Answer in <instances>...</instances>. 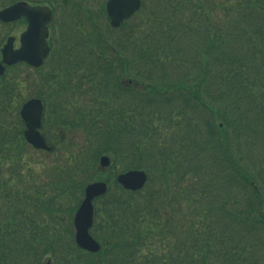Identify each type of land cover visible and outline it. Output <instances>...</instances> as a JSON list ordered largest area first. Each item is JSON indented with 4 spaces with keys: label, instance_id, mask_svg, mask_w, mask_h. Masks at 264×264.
I'll list each match as a JSON object with an SVG mask.
<instances>
[{
    "label": "trees",
    "instance_id": "obj_1",
    "mask_svg": "<svg viewBox=\"0 0 264 264\" xmlns=\"http://www.w3.org/2000/svg\"><path fill=\"white\" fill-rule=\"evenodd\" d=\"M15 1L0 0V8ZM26 1L55 6L59 0ZM154 1V8L145 14L144 5L119 28L111 27L104 6V18L96 16L102 17L98 28H88L95 20L91 15L88 20V4L73 6L87 20L84 14L70 24L53 20L49 69L36 68H46L52 88L37 97L50 106L52 131L89 136L61 174L60 187L73 192L74 210L86 183L99 176L104 153L112 158L115 176L130 168L151 169L163 184L175 173V193L193 207L197 220L186 218L184 229L173 213L165 220L167 188L144 193L115 180L116 189L98 198L95 227L100 224L101 231L93 226V232L100 251L80 248L73 231L46 225L42 216L58 214L43 204L25 217L19 218L20 210L16 217H1L0 264H43L48 254L51 264H264V157L259 160L256 151L260 145L264 150V0L209 7L202 0ZM71 4L62 0L59 6ZM10 26L0 21V50ZM145 26L143 34L151 29L150 35L138 36ZM19 66L28 65L14 67ZM17 77L0 75V169L19 170L23 157L7 151L16 146L21 153L28 144L19 113L12 115L14 105L25 100ZM87 84L93 91L102 87V102L70 105L68 96L82 94ZM55 90H69L66 100L58 102V95L48 100ZM162 134L163 142L157 140ZM97 140L102 146H94ZM121 154L126 160L117 158ZM36 212L39 218L31 216ZM23 229L40 235L27 237Z\"/></svg>",
    "mask_w": 264,
    "mask_h": 264
},
{
    "label": "rangeland",
    "instance_id": "obj_2",
    "mask_svg": "<svg viewBox=\"0 0 264 264\" xmlns=\"http://www.w3.org/2000/svg\"><path fill=\"white\" fill-rule=\"evenodd\" d=\"M62 0H59V3ZM72 2L71 5H66V6H62L60 7V15H62V17L59 16V19L61 18V20H63L64 18L66 19L67 23L66 24H70V21H77L76 18H81V15L84 14V19L87 20V17L85 16V11L83 12L82 10H78L76 9V7H73L75 5V3L77 4H88L90 6V9H86L87 15H88V20L90 15L92 17L95 18L94 22H92V24H88L86 25L88 28L91 27V29L94 28H98V21H101L102 17L104 18V14H103V9L102 7L104 6L105 8V4L107 0H70ZM205 3V6L207 5V7L211 6V5H215V4H220V3H224L225 5L228 3L229 5L233 4H237L239 2V0H202ZM196 3V2H194ZM144 5H145V9L147 10L145 12V14L148 12V10H150V8H154L155 6V1L154 0H144ZM196 5H198L196 3ZM195 4L191 3V7L196 6ZM81 7V6H80ZM199 7V6H198ZM81 12V13H80ZM101 14V19L99 20L98 17H96L98 14ZM190 12H188V14H185V18L188 20L191 16L189 15ZM220 13L222 14L223 17V12L222 10L220 11ZM76 17V18H75ZM146 17V15H145ZM211 18L214 20V22H216V13L213 12V14L211 15ZM136 22H141V17L140 16H135L134 17ZM133 19V20H134ZM73 23V22H72ZM26 26V20L25 18L22 16L21 18L16 19L15 21L11 22V26H10V35L15 36V42H14V46H18L19 45V36L20 33L25 29ZM146 29L145 27H141L140 31H138V36H143L145 34H147V36L150 35L151 33V29H149L146 33L143 34V31ZM87 32V31H86ZM86 32H83L84 34H86ZM143 34V35H142ZM50 62H54L53 59H51ZM21 63V62H20ZM49 63V62H48ZM19 64V63H17ZM17 64H13L11 66H7L5 69V72L7 71L8 75L12 74V76L17 77L20 80V91H19V95L20 98L24 99H29L35 96H39V94H43V92H51V88L52 86H47L46 85V79H47V73H46V68L47 66L45 65L44 67L46 68H41L36 69L34 67H30V66H19L17 68L16 65ZM50 64V63H49ZM57 64H55L56 66ZM15 66V67H14ZM49 66V65H48ZM10 67H14L11 71H10ZM9 68V69H8ZM55 68V67H53ZM8 69V70H7ZM19 69V70H18ZM49 69V68H47ZM19 71V72H18ZM57 71V70H56ZM17 75V76H16ZM101 84V83H100ZM54 85L58 86V88L61 87L60 84L55 83ZM89 84L84 85L86 87V90H82L83 93L73 96L72 94H70V96H68V91L69 90H55V94L52 95H48V100L49 99H57L58 98V102L60 100H66L67 96H68V102L70 103V105H75L74 103H89V101H91L90 99L96 101V99L100 100V102H102V87L100 89H94L90 90L91 87H88ZM100 87V86H99ZM63 89V88H62ZM54 90V87H53ZM66 91V92H65ZM40 92V93H39ZM99 92V93H98ZM58 95V96H56ZM74 101V102H73ZM23 104V103H22ZM22 104L18 107L17 104L14 105V110L12 112V115H15L16 113L18 114L20 111V108L22 106ZM52 108L54 107L53 103L51 104ZM17 108V109H15ZM47 111H50V106H48ZM46 119H44L43 121V126L41 128V131L43 133V135H45L47 141L49 142V140H52V144L55 147V150L48 153L47 150L41 151V150H35L34 148H32L30 145L26 144L24 145L23 149L18 150V148L12 147L10 148L7 153H11L13 154L15 157L19 156V157H23L22 158V166L20 168H18L19 170H16V166H6L4 169H0L1 171V175H2V181H0V220L1 217L6 218L9 216L16 217V212L18 210L21 211V213L19 214V218L25 217L26 216V212L27 210H30L31 208H39L41 209L39 206L41 205H47V206H52L53 207V211H49V212H54L56 214H58V216H53L52 213H47L44 216L41 217V219H46V225H50V226H55L57 225L58 228L62 229H66V230H70L73 231V216H74V212L75 210L72 208V202L71 199L73 200V195H72V191L71 193L67 192L68 188H64L61 189L60 185H61V174H63L62 172L67 171V168H71L70 166L75 163V156H76V151H79L81 148V145L83 144L84 147H87V134L84 132H70V129H65L64 131H58L53 129L52 131V127L49 124V113L46 114L45 116ZM163 125H159L160 131L164 132L166 130H163ZM82 131V130H81ZM58 135V137H63L64 136V144H61L59 146H57L55 140H54V136ZM89 137V136H88ZM156 137V136H155ZM163 134L158 137V141H164L165 139H163ZM52 138V139H51ZM45 139V140H46ZM58 139V138H56ZM68 141V142H67ZM102 141V140H101ZM101 141L97 140L95 141L96 144H94V146H102ZM67 142V144H66ZM63 145V146H62ZM159 147H163L162 144L158 145ZM166 148V146H164V149ZM82 151H84V148H82ZM256 151L258 152V156L260 157L259 160H262V157H264V150L262 149L261 145L260 147L257 146ZM104 154V153H102ZM83 155L79 156L76 159V162H78L79 160L83 159ZM88 157V156H87ZM117 158H119V160H126V157H124V155H120ZM85 161H87V159H85ZM127 162V161H125ZM121 166V165H119ZM124 166V165H123ZM58 168V169H56ZM60 170V171H59ZM103 171H100L99 176L96 178V180H106L109 185H110V189L107 190V193H110L111 191H114L116 189V184H115V179L116 176L114 175V173L116 172L117 169H114L112 166L110 167H105V169H102ZM14 171V173H10ZM103 172V173H102ZM146 172L148 173L149 177H151V181L148 184V188L143 189V192H147L148 189L152 190V192H155L156 190H159V192L162 194L163 193V187L167 188V193H168V197H169V204L168 207H163L162 208V212L164 213L165 216V220L166 217L169 216L168 213H173V221H177L182 219V223H181V227L184 229V225H186V223L188 222L186 220V218H190L191 220H197V216L196 213L193 209V207L187 206V203L185 201H183L182 199L177 197V194L175 193V173L170 172L168 174V176L163 179V184H161L160 182L157 181V175L153 174L155 171L151 170V169H146ZM110 174V175H109ZM107 175L109 177H107ZM93 180V179H91ZM4 184V185H3ZM162 190V191H160ZM83 195H80L79 198L82 199ZM41 199V200H40ZM168 199V198H167ZM40 200V201H38ZM45 201V202H43ZM81 201V200H80ZM70 202V203H69ZM71 204V205H70ZM100 205V201L96 200L95 201V207ZM65 206V207H64ZM68 206H71V210H69V212H65V210L68 208ZM42 210V209H41ZM47 211V210H45ZM171 211V212H170ZM176 211V212H175ZM13 213V214H12ZM168 215H165V214ZM31 216H34L36 218H39V214L36 212L35 214H32ZM101 218V217H100ZM60 219V220H58ZM56 220H58L59 222H57ZM96 221V220H95ZM94 221V222H95ZM49 222V223H48ZM97 224L94 223V227ZM40 224L37 225V227H39ZM28 227V226H26ZM31 228V227H29ZM93 228V227H92ZM97 231H101V227L100 224L98 227H95ZM94 229V228H93ZM92 229V231H93ZM154 229V228H152ZM28 229H23V231L25 232V234H27V237H31V235H40V231L38 232H27ZM95 230V229H94ZM95 230V231H96ZM96 231V232H97ZM24 234V233H22ZM98 234V233H97ZM167 246V245H165ZM168 246L165 247L166 251L168 250ZM164 251V250H163ZM54 261L57 260L56 256L53 257ZM43 264H51L52 263V255L48 254L44 257V259L42 260Z\"/></svg>",
    "mask_w": 264,
    "mask_h": 264
},
{
    "label": "water",
    "instance_id": "obj_3",
    "mask_svg": "<svg viewBox=\"0 0 264 264\" xmlns=\"http://www.w3.org/2000/svg\"><path fill=\"white\" fill-rule=\"evenodd\" d=\"M141 0H108L107 13L112 26L117 27L121 22L138 10ZM25 16L27 27L20 35V46L14 47L15 37L10 36L1 50L0 74L5 71V64L12 65L24 61L33 66L44 62L49 53L47 43L48 22L52 19V10L48 6L32 5L26 1H17L0 10V20L9 22ZM21 117L27 128L24 131L26 139L37 148H47L38 131L41 126L43 104L38 98L26 101L21 110ZM108 157L101 158V164L107 165ZM118 181L128 189L141 188L147 179L143 170H129L117 177ZM107 184L103 181L89 183L85 189V197L76 211L74 218L75 239L78 245L89 251H98L100 243L90 234L89 228L93 223V199L106 192Z\"/></svg>",
    "mask_w": 264,
    "mask_h": 264
}]
</instances>
